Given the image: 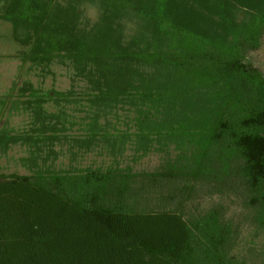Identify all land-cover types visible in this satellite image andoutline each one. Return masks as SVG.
I'll use <instances>...</instances> for the list:
<instances>
[{"label": "trees", "instance_id": "obj_1", "mask_svg": "<svg viewBox=\"0 0 264 264\" xmlns=\"http://www.w3.org/2000/svg\"><path fill=\"white\" fill-rule=\"evenodd\" d=\"M0 20L26 48L22 64L72 74L65 92L13 89L31 126L0 133V147L26 146L30 174L0 175V264H245L221 211L185 204L202 185L242 188L264 233V75L246 62L264 0H3ZM67 107L85 116L69 120ZM56 143L72 162H111L56 171ZM151 154L153 172L121 167ZM154 193L158 210L140 206Z\"/></svg>", "mask_w": 264, "mask_h": 264}, {"label": "rangeland", "instance_id": "obj_2", "mask_svg": "<svg viewBox=\"0 0 264 264\" xmlns=\"http://www.w3.org/2000/svg\"><path fill=\"white\" fill-rule=\"evenodd\" d=\"M2 4L3 0H0V14ZM83 11V19L91 23L97 20L99 12L94 6L85 4ZM126 26V34L129 35L134 25L126 23ZM25 50L26 48L14 41L10 25L0 20V133L9 131L13 135H21L31 126L30 113L20 109L19 105L16 106L18 109H13V103H10V97L15 94L14 87L20 88L22 83L28 82L38 92H65L70 89L72 74L68 67L54 63L45 73L28 68L29 65L22 64L20 60L21 53ZM246 62L264 75V36L261 38L259 48L247 55ZM78 86L82 87V84L78 83ZM67 108L65 112L69 120L80 122L85 116L82 111ZM46 110L49 113H56L58 109L53 104H48ZM77 128L78 126H75L67 130L65 135L79 134ZM53 148L58 152V157L56 160L50 159L46 166L52 165L56 171L66 169L70 165L85 169L89 166L108 165L111 162L108 158L96 156L95 153L78 156L72 162L71 155L66 152L67 145L56 143ZM28 156L27 147L21 143L11 145L6 151H2L0 147V175H29V168L23 166L21 162ZM121 163L122 168L129 164L134 172H153L161 164V155L151 154L137 163H131L126 156ZM151 195L143 197L140 206L158 210V198L155 193ZM211 208H218L223 219L231 225L233 231L231 255L245 264H264V233L253 220V212L246 204L243 189L217 190L216 187L202 185L197 189L193 199L185 204L186 211L193 215L202 214Z\"/></svg>", "mask_w": 264, "mask_h": 264}]
</instances>
